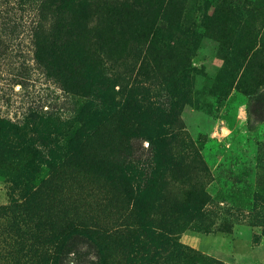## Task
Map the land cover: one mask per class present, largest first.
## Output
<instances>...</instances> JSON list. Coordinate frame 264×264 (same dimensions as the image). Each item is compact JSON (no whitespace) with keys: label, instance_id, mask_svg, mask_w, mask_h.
<instances>
[{"label":"rangeland","instance_id":"rangeland-1","mask_svg":"<svg viewBox=\"0 0 264 264\" xmlns=\"http://www.w3.org/2000/svg\"><path fill=\"white\" fill-rule=\"evenodd\" d=\"M73 1L0 0V264H53L61 245L55 264H96L100 248L67 239L77 221L116 229L104 252L129 264L138 220L175 241L145 264H264V0L156 5L159 26L181 17V61L149 49L148 12ZM134 158L156 168L139 196L120 170Z\"/></svg>","mask_w":264,"mask_h":264},{"label":"trees","instance_id":"trees-1","mask_svg":"<svg viewBox=\"0 0 264 264\" xmlns=\"http://www.w3.org/2000/svg\"><path fill=\"white\" fill-rule=\"evenodd\" d=\"M59 1L65 7H71V3L75 2L73 0ZM163 2L165 4H167L168 2L171 3V1L169 0H118L117 3L111 4L108 8L107 12L109 15V20L111 18H115V16L117 15L122 16L123 18H128L132 23H135L136 20L143 17V14H145V12H148L150 18L144 20V28L140 30V35L144 36V38L149 41V49L155 52L157 54L156 56L160 58L162 56H166L181 61L183 57L182 51H178L180 48L176 45V43H172L174 39H178V37L180 38L181 36L184 37V35H186L185 31H183L179 24V20L181 18L179 17V13H177V11L175 10V15L169 20L165 21V24L162 26L157 25L155 22V17L160 12V8H158L156 5H164ZM178 4L180 5L179 1ZM178 4L176 3V5ZM163 27L165 28L161 29ZM36 28L39 31H42L43 25L39 24L38 22ZM167 28V31L170 30V35H166L165 33ZM178 33L180 35H178ZM193 40L195 41L196 39L193 38ZM149 104H151V101L149 102ZM165 104L166 103H156L154 105H151L150 107L151 110L156 114L160 113L163 115L168 110V107L164 106ZM123 108H125L124 105L121 109ZM116 112L118 113V111ZM94 116L96 118L99 117V121L97 123L98 125L96 126L97 128L111 125V116L104 114L102 111L95 112ZM170 124V122H167L164 123V125L160 126L162 127V129H160V136L164 138V140H168L169 137L167 136L172 134V129L169 128ZM94 131L95 128H93L92 133ZM162 142L163 141L161 140V143ZM127 150L129 149L127 148ZM150 152V155L153 159V157H155L158 153V150L152 148ZM65 162L66 160L64 159L55 161L53 163L54 168L61 167ZM120 170L122 174V180L127 185L128 191L136 194L137 196L140 195L142 190H147L151 187V185H153L152 180L156 173V168L155 165L153 163H150L148 159L146 161H142L136 158L124 160L120 165ZM199 195H202V197L204 198V196L206 195L204 189L200 190ZM188 206L189 208H192V203H190ZM155 222L156 221L153 220H138L133 230L131 229L132 236L136 241L126 259L129 264H145L144 261L147 260V258L144 257L145 254H148L152 251L157 252L159 250H164L172 252L175 241L166 234V232L169 231L167 225L168 223H162V225L158 227L155 225ZM115 232L116 229H113L112 227H109L105 231L101 225L87 221H77L72 224L70 234L67 236V239L73 241L75 239L74 237L78 235L86 237L101 250L100 259L96 264H110L108 261V258L110 256L104 251L107 247L114 243L115 238L113 233ZM133 234H135L136 236ZM62 246L63 245L59 246V249L56 251L57 255L54 258L55 260H53V264L56 263V259L62 249ZM44 256L45 255L42 252L38 255L39 258H44Z\"/></svg>","mask_w":264,"mask_h":264}]
</instances>
